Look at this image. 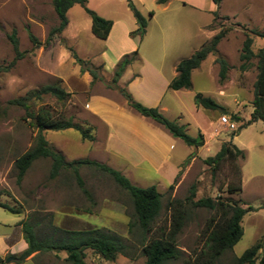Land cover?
I'll list each match as a JSON object with an SVG mask.
<instances>
[{"label":"rangeland","instance_id":"374dc122","mask_svg":"<svg viewBox=\"0 0 264 264\" xmlns=\"http://www.w3.org/2000/svg\"><path fill=\"white\" fill-rule=\"evenodd\" d=\"M130 1L135 4L147 22L151 12H156V18L151 26H154L155 30L161 26L165 30L169 45L180 47L175 59L181 56L190 57L194 49L210 40L205 39L206 33L200 30L202 25L208 23L205 29L207 32L212 31L214 35L224 29L228 30L218 45L219 53L230 65L226 81H220L217 56L209 54L205 63L193 71L192 87L187 89L186 94H189L190 98L198 93L214 98L217 97L218 88L221 90V96L234 101L240 117L244 120L250 118L253 110L254 84L258 74L257 59L252 58L247 68L243 70L241 65L244 61L241 59V53L249 33L248 29L264 32V0H223L217 15L214 13L217 6L212 0H171L166 11H159L157 0ZM86 6L99 15L122 19L131 27H138L133 11L129 7V0H88ZM73 8L72 16L78 14L81 17L84 14L81 5L76 4ZM58 24L59 18L52 0H0V202L19 208L22 213L14 214L0 207V236L10 234L16 222L24 215L27 219L28 214L38 212L45 217L52 216L53 223L57 226L67 229L99 227L106 232L122 236L129 244L128 254H119L114 261H107L87 250L88 264H143L146 259L142 251L143 245L152 236L161 234V226L166 231L171 228L172 210L168 202L172 199L185 200L194 191L193 201L203 197L219 200L232 198L241 200V205L247 209L242 220L244 228L242 238L233 249L225 251L211 263L238 264L237 258L264 237L262 120L241 130L240 122L237 123L235 130L216 123L209 129L207 142L205 141L204 148L199 153L197 147L189 146L183 140L179 141L174 157L187 163L172 186L166 183L169 187H160L162 208L153 230L149 233H144L136 223L131 195L122 189L111 175L95 166L83 165L79 169L91 197L82 192L77 179L68 170H63L59 176L51 178L50 158L36 159L24 177L18 180L15 161L35 145L38 129L24 108L10 104L9 101L47 84H60L66 89L59 77L61 74H67L62 56L64 48L69 49L73 46L62 34H55L48 39L51 29ZM12 30H16L19 39L20 50L23 52L21 58H16L13 45L7 36ZM30 34L38 38L42 44L36 45ZM250 35L254 39L252 48L254 52H258L259 48L264 46V38L251 33ZM88 40L85 37L81 38L77 44V51L87 55V59L93 63H103L101 52L104 48L98 45L104 44L103 41L93 44ZM93 88L91 86V89ZM86 99L85 92L74 96L71 94L65 102H58L55 97L45 95L41 100L30 101V104L31 109L36 111L41 107L47 108L56 118L63 120L71 118L73 122L85 128L89 127L95 136L98 121L87 111ZM190 101L192 103V100ZM174 104L176 107L173 106V110L166 116L178 122L174 115L178 113L176 108H179V105L175 101ZM206 113L208 116L218 114L219 118L223 115L220 111L209 109ZM187 132L195 136L196 128L191 127ZM233 134L237 135L233 143L246 150V159H239L235 163L226 161L213 171L205 159L214 156L224 142L232 141ZM45 135L50 144L62 152L67 160L98 159L97 161H104L110 167L114 165L113 161L97 156L96 151L90 149L91 141H82L80 133L75 129L48 130L45 131ZM187 151L191 153L189 156L186 154ZM238 166L241 173L244 170L243 190L232 194L228 191V185L237 184ZM124 175L140 187L154 185L158 179L155 173H142L140 170ZM213 216L219 221L215 209L195 206L191 201L185 204L184 224L176 237L180 258L166 264L206 263L207 257L202 254L206 250L205 229ZM40 254L41 258L37 260L39 264H71L65 260L64 252L49 251Z\"/></svg>","mask_w":264,"mask_h":264},{"label":"trees","instance_id":"16d2710c","mask_svg":"<svg viewBox=\"0 0 264 264\" xmlns=\"http://www.w3.org/2000/svg\"><path fill=\"white\" fill-rule=\"evenodd\" d=\"M169 0H157L159 4L167 3ZM217 6L214 12L217 15L223 0H212ZM88 0H52L53 7L58 15L59 24L53 27L50 31L48 39L55 34H62L68 24L67 12L75 4L84 7L85 11L92 19L93 33L101 38L106 39L111 31L113 22L99 15L94 10L86 6ZM129 7L137 20L138 28L132 32L133 36H138L140 39L146 33L148 25L147 19L129 0ZM153 13V12H151ZM228 30H222L214 35L208 42L204 43L190 57L182 59L177 65V76L171 80L169 88L173 90L190 89L192 87V72L200 67L202 62L209 54H215L216 61L219 63L220 81H226L230 65L227 60L219 53L218 45L225 37ZM247 37L244 41L241 59L244 63L241 68L245 70L247 64L252 58L257 59V79L254 84V98L252 101L254 110L248 120H244L238 114L231 113L230 118L240 124V130L248 127L252 123L262 120L264 121V46L259 48L258 52H254L252 44L255 35L264 38V32L256 29H248ZM13 45L16 53V58H21L23 52L20 50L19 39L16 30L7 35ZM32 41L36 45L42 44L41 41L33 34H30ZM49 41V40H48ZM75 61L81 65L82 71H88L93 81L103 80V66L95 65L87 59L81 58L73 48H69ZM138 52L125 55L117 64L114 75L109 87L118 89L128 105L139 112L142 116L152 118L163 125L174 137L182 139L187 145L194 147H202L205 143V138L202 132L197 136L190 135L183 125H180L174 120L166 117L157 107H147L137 101L133 95L126 89L119 87L118 81L125 69L137 57ZM51 95L58 102H65L71 95L60 84H47L40 89L31 91L25 96L11 99L10 104L22 107L26 110L27 115L33 119L34 126L38 129L35 145L24 152L15 161V167L18 170V180L20 181L27 170L32 166L33 162L39 158H50L51 170L50 177L56 178L63 170H68L78 181L82 192L91 197L90 191L85 187L83 178L80 174V167L83 165L95 166L98 169L108 173L114 181L132 197V202L135 210L136 223L144 233H149L153 230L157 218L162 208V194L156 185L148 187H140L131 182V180L117 169H114L107 164L101 163L93 159H78L67 161L62 152L53 147L46 138L45 131H63L65 129L77 130L82 140H95V136L89 127L81 126L73 122L71 118L63 120L62 118L54 117L53 113L45 107L39 108L37 111L31 109L30 101L41 100L43 96ZM195 102L198 106L206 109L219 110L222 114H228V110L218 104L213 98L204 96L202 93L195 95ZM246 157L243 149L239 148L233 141L224 142L220 150L211 157L205 159L213 171H216L224 162L230 161L235 163L239 159ZM172 186V185H171ZM242 173L237 167V184H229L228 191L230 193L242 192ZM195 196L194 191L185 200L172 199L168 202L169 208L172 210V221L170 230L166 231L161 226V234L152 236L142 248L146 257L143 264H166L169 261L180 258V250L178 248L176 237L181 231L185 219V204L192 202L193 205L199 207H207L215 209L219 215V221L213 216L207 223L205 229L206 235V250L202 254L207 257L206 263L211 264L215 259L219 258L225 251L233 249L237 242L244 234L242 220L247 212V209L241 205V200L232 198L213 199L211 197H203L197 201H193ZM264 206V204H263ZM0 207L14 213L22 214L19 208H16L8 203L0 202ZM251 210L252 207H249ZM47 216V215H46ZM20 232L23 233L28 247L20 254L14 255V263L20 264L25 261L34 252L45 253L53 251L56 253L64 252L65 260L71 264H88L86 262V251L91 250L94 254L107 260L114 261L119 254H128L129 244L125 239L115 233H109L99 227H91L87 229H67L57 226L53 223L52 216H43L38 212L28 214L27 219L19 222ZM7 258L0 256V264H5ZM238 264H264V237L257 241L254 245L244 251L237 258Z\"/></svg>","mask_w":264,"mask_h":264},{"label":"crops","instance_id":"0c3cea01","mask_svg":"<svg viewBox=\"0 0 264 264\" xmlns=\"http://www.w3.org/2000/svg\"><path fill=\"white\" fill-rule=\"evenodd\" d=\"M170 3L171 0L159 4V11H166ZM73 7L67 12L68 24L62 32V36L70 42L77 54L83 59L88 58L87 55L77 51V44L83 37L89 39L88 41L93 44H97V41L104 43L98 44L104 48L101 52L104 62L94 64L103 66V76L105 81L107 79L106 82L104 80L93 81L92 75L88 71H82L81 65L75 61L70 50L66 48H64L62 60L67 68V74L59 75L65 84V90L73 96L80 92L87 93L86 109L98 121L95 140L91 141L90 149L95 150L97 156L105 157L110 162L113 161L112 167L124 172L123 174L138 170L142 173H155L158 179L154 185L159 191L161 186H171L187 163L178 161L174 157L175 149L182 139L174 137L163 125L152 118L142 116L128 105L118 89L108 86L117 64L125 55L137 51L136 59L127 66L120 77L119 87L126 88L143 105L157 107L165 116L173 110L174 101L177 102L179 108H176L178 113H175V119L185 127L186 131L195 127V136L202 132L206 142L210 133L209 129L216 123H220L218 114L208 116L207 109L198 106L195 97L190 98L189 94H186L187 89L173 90L169 88L171 80L178 74L177 65L184 57L175 59V56L179 54L180 47L169 45L165 30L161 26H158L156 30L154 26H151L156 18L155 11L148 18L147 31L143 39L132 35V32L137 30V26L131 27L122 19L104 17L100 14L113 22L108 37L101 39L93 33L92 19L84 7L85 15L82 14L81 17L78 14L72 16ZM207 24L202 25L200 30L206 33L205 39H211L214 33L207 32L205 29ZM91 86L94 88L91 89ZM217 90V97L211 98L228 110L229 117L231 113L237 114L234 101L221 96V90L218 88ZM169 95L170 97H168ZM236 136L233 134L231 140L234 141ZM202 148L204 145L198 147V153ZM243 150L247 157L246 150ZM186 154L189 156L191 153L187 151ZM101 163L106 164L104 161ZM242 177L244 181V170H242ZM24 219L25 215L16 222L10 234L0 236V256L3 258L14 257L27 249L28 244L23 233L18 230L19 222ZM9 255L12 256L9 257ZM40 255V252H34L20 264H39L37 260L41 258ZM14 259L5 264H14Z\"/></svg>","mask_w":264,"mask_h":264},{"label":"built area","instance_id":"2783aa9c","mask_svg":"<svg viewBox=\"0 0 264 264\" xmlns=\"http://www.w3.org/2000/svg\"><path fill=\"white\" fill-rule=\"evenodd\" d=\"M220 123L224 124L225 126H227L231 130H235L237 127V123L235 121L231 120V118L227 114H223L220 117Z\"/></svg>","mask_w":264,"mask_h":264},{"label":"water","instance_id":"95a60500","mask_svg":"<svg viewBox=\"0 0 264 264\" xmlns=\"http://www.w3.org/2000/svg\"><path fill=\"white\" fill-rule=\"evenodd\" d=\"M12 259H14V257L8 258V259L6 260V263H9Z\"/></svg>","mask_w":264,"mask_h":264}]
</instances>
